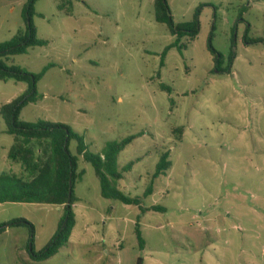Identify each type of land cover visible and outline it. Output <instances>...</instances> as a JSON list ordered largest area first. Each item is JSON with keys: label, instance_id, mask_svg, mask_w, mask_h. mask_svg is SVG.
<instances>
[{"label": "rangeland", "instance_id": "obj_1", "mask_svg": "<svg viewBox=\"0 0 264 264\" xmlns=\"http://www.w3.org/2000/svg\"><path fill=\"white\" fill-rule=\"evenodd\" d=\"M26 3L0 0V42L25 28ZM168 4L176 24L200 9L194 40L156 21L155 0L36 1L33 23L48 43L10 63L33 74L48 69L21 120L64 123L92 152L134 136L119 154L116 186L143 206L165 209L142 214L137 205L103 197L94 167L78 156L83 175L72 241L38 262L30 229L8 226L0 232V264H264V0ZM28 88L0 81V176L11 173L14 143L1 108ZM70 150L77 155L76 140ZM164 152L171 166L153 181ZM12 171L25 174L20 163ZM152 181L153 193L144 196ZM63 216L55 204H0V226L16 218L34 225L37 252Z\"/></svg>", "mask_w": 264, "mask_h": 264}, {"label": "trees", "instance_id": "obj_2", "mask_svg": "<svg viewBox=\"0 0 264 264\" xmlns=\"http://www.w3.org/2000/svg\"><path fill=\"white\" fill-rule=\"evenodd\" d=\"M37 0H27L23 16L25 28L10 40L0 42V81L15 79L29 84L25 94L5 104L1 108V115L7 125L6 133L14 136V143L9 150V159L20 163L25 174L15 173L0 176V203H47L63 206L64 216L59 223L58 230L50 240L47 247L37 252L34 249V225L26 219L16 218L8 224L0 226L3 232L8 226H26L31 231V250L33 260L41 262L55 255L64 245L68 244L72 231L76 225L74 205L78 201L75 187L81 179L83 172L79 171V158L92 164L96 175L101 182L102 196L107 199L119 200L127 205H137L142 213L148 211H162L165 208L159 205L150 207L142 205L139 196L132 197L117 188L116 182L123 177V172L118 169V157L120 152L135 138L130 136L121 141L110 142L99 152L89 150L84 137L75 132L64 123H53L45 120L38 122H26L21 120L23 107L38 100L37 83L42 78L45 68L40 74H33L19 65L10 63V58L17 54L26 53L29 48L44 46L48 42L37 35L33 16L36 13ZM72 4V1H69ZM200 9H198L192 21L176 24L170 12L168 0H155V18L159 23H164L173 35L179 37L187 35L194 40L200 30ZM213 34H211V37ZM210 38V49L215 55V60L221 63V54L214 49ZM235 54L230 56V64ZM164 89L169 90L167 87ZM68 131V132H67ZM176 132L183 134L182 128ZM175 132V133H176ZM180 140V138H178ZM77 142V155L70 150L71 141ZM132 163L124 169H130ZM171 166L169 152L160 156L153 181L163 175ZM27 174V175H26ZM153 181L147 188L144 196L153 193ZM71 192V194H70ZM136 234L139 245L144 248L145 241L142 237L139 221L136 223ZM142 264V258L138 259Z\"/></svg>", "mask_w": 264, "mask_h": 264}, {"label": "crops", "instance_id": "obj_3", "mask_svg": "<svg viewBox=\"0 0 264 264\" xmlns=\"http://www.w3.org/2000/svg\"><path fill=\"white\" fill-rule=\"evenodd\" d=\"M8 157H9V153H8ZM10 165H11V173H13V171H12V169L14 168V166H15V162H12L11 160H10ZM78 200H79V198H78ZM0 204H2V203H0ZM153 206V205H152ZM139 207V206H138ZM147 207H150V206H147ZM139 209H140V207H139ZM111 211V210H110ZM75 212V211H74ZM100 214H102L103 215V213H101L100 211H98ZM114 212V207H112V211H111V213H113ZM140 212L142 213V211H141V209H140ZM88 213V212H87ZM142 214H144V213H142ZM75 217H77V215H76V212H75ZM107 219H114L115 218V216H113V215H110V216H108V217H106ZM138 218H139V216H138ZM88 219H90V218H88ZM76 226H77V224L75 225V227H74V229H73V231H72V234H71V237H70V240H69V242L70 241H72V239L74 238V235H75V229H76ZM68 242V243H69Z\"/></svg>", "mask_w": 264, "mask_h": 264}, {"label": "water", "instance_id": "obj_4", "mask_svg": "<svg viewBox=\"0 0 264 264\" xmlns=\"http://www.w3.org/2000/svg\"><path fill=\"white\" fill-rule=\"evenodd\" d=\"M68 132V131H67ZM70 194H71V192H70Z\"/></svg>", "mask_w": 264, "mask_h": 264}]
</instances>
